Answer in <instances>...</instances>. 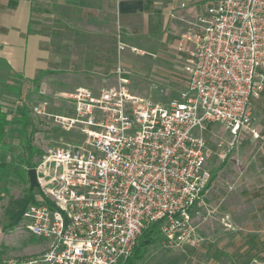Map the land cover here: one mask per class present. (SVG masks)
<instances>
[{"label": "built area", "instance_id": "built-area-1", "mask_svg": "<svg viewBox=\"0 0 264 264\" xmlns=\"http://www.w3.org/2000/svg\"><path fill=\"white\" fill-rule=\"evenodd\" d=\"M200 23L178 43L188 62L179 96L142 98L122 77L116 88L69 95L72 114L54 120L83 140L49 153L44 197L22 221L48 246L2 264H127L159 221L168 245L198 243L193 215L212 183L207 127L226 129L227 153L243 135L259 137L252 102L264 92V0H213Z\"/></svg>", "mask_w": 264, "mask_h": 264}, {"label": "rangeland", "instance_id": "rangeland-1", "mask_svg": "<svg viewBox=\"0 0 264 264\" xmlns=\"http://www.w3.org/2000/svg\"><path fill=\"white\" fill-rule=\"evenodd\" d=\"M32 27L48 39L49 69L29 80L0 64V119L10 122L0 143V246L6 248L3 260L28 258L48 246L30 234L23 222L5 231L9 223L6 211L16 209L30 190L28 139L35 149L31 162L37 168L54 149L83 140L54 120L55 115L72 114L69 95L79 88L97 93L116 88L122 77L137 96L167 102L188 86L184 72L187 56L177 50L180 38L167 44L165 55L155 57L138 49V38L127 36L112 15L71 8L58 0H33ZM119 69L128 74L120 75ZM26 118L27 130L23 124ZM204 136L214 150L212 164L223 168L205 206L193 215L198 243L171 246L163 239L135 264H264V179L258 188L262 193L254 195L251 191L252 178H258L254 174L264 167V133L259 137L243 135L229 153L230 138L222 125H209ZM220 142L223 148L217 147ZM34 195L36 201L40 200L37 189Z\"/></svg>", "mask_w": 264, "mask_h": 264}, {"label": "crops", "instance_id": "crops-1", "mask_svg": "<svg viewBox=\"0 0 264 264\" xmlns=\"http://www.w3.org/2000/svg\"><path fill=\"white\" fill-rule=\"evenodd\" d=\"M65 6L110 14L127 36L139 40V48L162 57L167 44L182 34L199 29L213 0H58ZM33 0H0V59L18 76L33 80L49 69L51 52L47 37L33 31ZM177 30V31H176ZM180 32V33H177ZM254 128L264 133V92L252 102ZM223 164H226L225 162ZM208 164L212 183L208 195L218 183L223 168ZM258 170L260 168H257ZM260 172V174H259ZM264 167L252 178V193L259 195ZM260 192V193H259ZM207 195V196H208ZM207 198V197H206Z\"/></svg>", "mask_w": 264, "mask_h": 264}, {"label": "trees", "instance_id": "trees-1", "mask_svg": "<svg viewBox=\"0 0 264 264\" xmlns=\"http://www.w3.org/2000/svg\"><path fill=\"white\" fill-rule=\"evenodd\" d=\"M0 64L5 66L9 70V72L17 75L16 73H14L11 70V68L9 67V65L5 61L0 59ZM0 121H1V123H0V143H1V141L3 140L4 135L6 133V128L10 124V122L6 119H0ZM23 124H24L25 130H27L28 129L27 118L25 119V122H23ZM27 143L29 145L30 150L28 153L29 158H28L26 164H27L29 169L37 168V166L33 165L31 162V159L33 157L35 149L33 147H31V144H32L31 140L28 139ZM37 152L41 155L43 154L41 151H37ZM35 190H29L28 194L25 197H23L21 200L18 201L16 209L6 211V216L9 218V223L4 227L5 231L15 229L16 227H18L19 224L23 221V215H24L26 208L30 204L37 203L35 195H34ZM37 190L41 194V196L44 197L41 190H39V189H37ZM46 201L48 202V200H46ZM161 223L162 222L159 221V222L152 224L144 232L142 237L139 239V242L135 248L133 256L128 259V261H127L128 264H135V262L137 260H140L147 253V251L150 249V247L152 245H154L158 242H161L164 239L162 234H161V231H160ZM5 253H6V248L0 246V264H2V262H3V258H4Z\"/></svg>", "mask_w": 264, "mask_h": 264}, {"label": "water", "instance_id": "water-1", "mask_svg": "<svg viewBox=\"0 0 264 264\" xmlns=\"http://www.w3.org/2000/svg\"><path fill=\"white\" fill-rule=\"evenodd\" d=\"M28 177L30 182V190L40 189L39 176L37 168H31L28 170Z\"/></svg>", "mask_w": 264, "mask_h": 264}, {"label": "bare ground", "instance_id": "bare-ground-1", "mask_svg": "<svg viewBox=\"0 0 264 264\" xmlns=\"http://www.w3.org/2000/svg\"><path fill=\"white\" fill-rule=\"evenodd\" d=\"M49 163H44L38 168L39 178L42 179L45 175L46 170L48 169Z\"/></svg>", "mask_w": 264, "mask_h": 264}]
</instances>
